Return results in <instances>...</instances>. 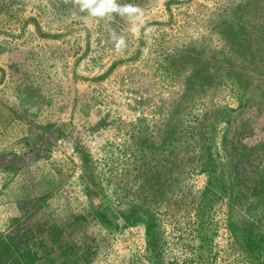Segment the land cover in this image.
<instances>
[{"label": "rangeland", "instance_id": "obj_1", "mask_svg": "<svg viewBox=\"0 0 264 264\" xmlns=\"http://www.w3.org/2000/svg\"><path fill=\"white\" fill-rule=\"evenodd\" d=\"M135 6L133 34L119 15L89 29L76 0H0L3 264L26 240L56 264H264V192L246 212L230 138L255 174L264 0Z\"/></svg>", "mask_w": 264, "mask_h": 264}, {"label": "flooded vegetation", "instance_id": "obj_2", "mask_svg": "<svg viewBox=\"0 0 264 264\" xmlns=\"http://www.w3.org/2000/svg\"><path fill=\"white\" fill-rule=\"evenodd\" d=\"M143 0H134L132 5H138ZM119 3V1L117 0ZM246 124V120L242 121ZM250 129V127L248 126ZM235 131V130H234ZM234 134V135H233ZM232 139V147L238 154V157L235 161L237 163L236 166V178L238 180V194L236 198H239L240 201H243V208L246 212H250L252 209V202L254 198L256 199L264 192V164L258 166L255 170L256 173L253 174L250 172L249 168L252 167V159H249V155L254 154L255 146H251L248 143V138L242 141V137L239 138L235 136V133L230 135ZM229 138V139H230ZM239 142H243L246 146L242 145V147L237 144ZM262 146V152H264V140L262 144L258 146ZM254 163V162H253ZM248 164V165H247ZM24 251L20 252V255L25 260V264H56L54 252L51 249L50 245L45 244L43 241H29L26 240L23 244Z\"/></svg>", "mask_w": 264, "mask_h": 264}, {"label": "clouds", "instance_id": "obj_3", "mask_svg": "<svg viewBox=\"0 0 264 264\" xmlns=\"http://www.w3.org/2000/svg\"><path fill=\"white\" fill-rule=\"evenodd\" d=\"M81 12H86L85 24L91 29L93 21L96 19H105L113 21L116 15L121 17L127 16L131 27L129 31L135 34L138 31L137 22L141 20V10L131 4H120L117 0H76ZM117 54L123 52L126 47L125 37L118 35L115 31L111 34Z\"/></svg>", "mask_w": 264, "mask_h": 264}, {"label": "trees", "instance_id": "obj_4", "mask_svg": "<svg viewBox=\"0 0 264 264\" xmlns=\"http://www.w3.org/2000/svg\"><path fill=\"white\" fill-rule=\"evenodd\" d=\"M237 144H239L241 147H242V145L246 146L245 144H243V142H239ZM101 217L103 218V220L105 222H108L107 217H105L104 215L102 216V214H101ZM0 247H1V250H0V264H3V262H5V260H3L4 257L5 258L8 257V255L6 253H9V255L15 257V254L11 251L10 244H8L6 241L1 240Z\"/></svg>", "mask_w": 264, "mask_h": 264}]
</instances>
